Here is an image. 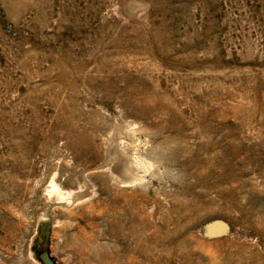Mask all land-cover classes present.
Listing matches in <instances>:
<instances>
[{"label": "rangeland", "instance_id": "374dc122", "mask_svg": "<svg viewBox=\"0 0 264 264\" xmlns=\"http://www.w3.org/2000/svg\"><path fill=\"white\" fill-rule=\"evenodd\" d=\"M48 220L57 264H264V0H0V264Z\"/></svg>", "mask_w": 264, "mask_h": 264}, {"label": "bare ground", "instance_id": "6f19581e", "mask_svg": "<svg viewBox=\"0 0 264 264\" xmlns=\"http://www.w3.org/2000/svg\"><path fill=\"white\" fill-rule=\"evenodd\" d=\"M60 59V57H59ZM72 59V58H71ZM64 60V59H63ZM73 60V59H72ZM74 62V61H73ZM62 63V62H61ZM66 64V63H65ZM67 66V65H66ZM72 66V65H71ZM79 66V65H78ZM60 67V66H59ZM62 68V67H61ZM84 68V67H83ZM88 68V67H87ZM82 70V68H80ZM51 70V69H50ZM73 70V69H72ZM78 70V69H77ZM43 72V71H42ZM75 73V72H74ZM63 74V73H62ZM75 75V74H74ZM61 76V75H60ZM64 76H67V73L64 72ZM63 76V77H64ZM77 76V75H76ZM68 77V76H67ZM60 79V78H59ZM52 80V79H51ZM58 80V79H57ZM54 81V80H53ZM52 81V82H53ZM68 81V80H67ZM70 81V80H69ZM48 85V84H47ZM65 85V84H64ZM49 86V85H48ZM60 88V87H59ZM69 89V88H68ZM70 99V98H69ZM67 100V99H66ZM64 103V102H63ZM56 107V106H55ZM58 109V108H57ZM19 110V109H18ZM59 110V109H58ZM64 110V109H63ZM58 112V111H57ZM56 112V113H57ZM60 112V111H59ZM66 113V112H65ZM2 115V114H1ZM55 116V115H54ZM46 117V116H45ZM82 113L81 110L77 107H71L67 113L65 114L64 118L62 120H59L56 125H59V127H62L63 130L67 132H70L72 136L74 137L75 142H72V140L69 142L68 145L69 148L75 153L77 157H80L84 155V157H98V152L96 150V139H97V133H95V130H91V128H88V126L85 124L84 120L82 119ZM34 119V118H33ZM41 119V118H40ZM44 120V119H43ZM35 121V120H34ZM61 122V123H60ZM92 126V125H91ZM17 130V129H16ZM37 130V129H36ZM61 130V128H60ZM34 131V130H33ZM23 132V131H22ZM52 132V131H50ZM27 133V132H26ZM25 134V133H24ZM52 134V133H51ZM26 136V135H25ZM34 136V135H33ZM54 136V135H53ZM62 135H59L57 138H61ZM31 137V136H30ZM55 137V136H54ZM15 138V137H14ZM20 138V137H16ZM70 138V137H69ZM29 139V137H28ZM59 140V139H58ZM64 141V140H63ZM32 142V141H31ZM116 143V136L114 140L110 143V147L107 150V154L105 153L106 157L104 162L101 165L96 166H88L84 168L83 175L86 174L87 171L91 170L92 168H108L111 172V177L113 179L120 180L121 182H126L124 179L128 176H132L134 174V167L131 166L129 161L125 160L120 153L118 152L119 148H117ZM128 159V158H127ZM90 162V161H89ZM137 165L142 166L141 160H136ZM84 177V178H83ZM133 177V176H132ZM119 178V179H118ZM88 182V179L85 178V176H82V179L80 181L81 187L79 191L75 190H68L64 192L59 191V198L61 201L65 200L67 202H76L78 199L80 201V196H86L88 194V185L85 184V182ZM132 184V183H131ZM82 186H86L85 190L82 188ZM55 191V190H52ZM50 192V190H49ZM86 192V193H85ZM85 193V194H84ZM101 209V208H100ZM99 209V211H100ZM111 212H114L115 214H122L124 213V207L118 202L117 200H114V203L111 207H108ZM90 220V219H89ZM159 230V229H158Z\"/></svg>", "mask_w": 264, "mask_h": 264}, {"label": "water", "instance_id": "95a60500", "mask_svg": "<svg viewBox=\"0 0 264 264\" xmlns=\"http://www.w3.org/2000/svg\"><path fill=\"white\" fill-rule=\"evenodd\" d=\"M38 234L32 244L34 258L40 264H57L56 257L51 255L49 245L51 244L50 234L52 232L51 221L41 222L38 226Z\"/></svg>", "mask_w": 264, "mask_h": 264}]
</instances>
